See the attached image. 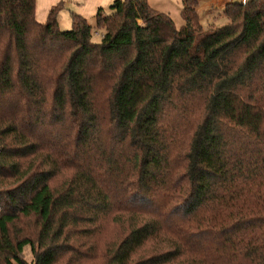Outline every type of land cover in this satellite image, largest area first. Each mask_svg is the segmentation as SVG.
Here are the masks:
<instances>
[{
  "label": "trees",
  "instance_id": "obj_1",
  "mask_svg": "<svg viewBox=\"0 0 264 264\" xmlns=\"http://www.w3.org/2000/svg\"><path fill=\"white\" fill-rule=\"evenodd\" d=\"M110 10L0 0V264H264V0Z\"/></svg>",
  "mask_w": 264,
  "mask_h": 264
},
{
  "label": "rangeland",
  "instance_id": "obj_2",
  "mask_svg": "<svg viewBox=\"0 0 264 264\" xmlns=\"http://www.w3.org/2000/svg\"><path fill=\"white\" fill-rule=\"evenodd\" d=\"M182 1L183 0H150L151 6L159 11L170 13L174 21L176 22V25L180 27L184 24V18L181 15V8H182ZM202 1V0H201ZM199 0V12L201 14V23L205 29H209L211 27H222L226 25L229 22L228 17L225 15V6L224 4H220L218 2H210V0L201 3ZM235 1H247V0H235ZM113 1H110L107 4V8L104 9L106 12H111L110 7L113 4ZM213 3V5L211 4ZM68 24L66 26H62L61 30H69L71 29V21H67ZM93 27V40L94 41H100L101 40V34L95 33V19L91 20L89 22ZM25 228V227H21ZM24 257L31 261L33 258V255L31 253V250L29 247L25 248V251L23 253Z\"/></svg>",
  "mask_w": 264,
  "mask_h": 264
},
{
  "label": "crops",
  "instance_id": "obj_3",
  "mask_svg": "<svg viewBox=\"0 0 264 264\" xmlns=\"http://www.w3.org/2000/svg\"><path fill=\"white\" fill-rule=\"evenodd\" d=\"M113 0H36V17L38 21L45 22L49 13V10L56 5H60V11L58 13V22L60 28L62 26H66L67 21H71L72 26V15L80 14L87 18L90 22L95 19L96 22V14L99 8H107V4ZM201 1V0H200ZM207 3V0H202L200 2ZM218 2L220 4H224V6L231 1L235 0H210V2ZM150 2V0H149ZM152 3V2H150ZM213 3H211L213 5ZM96 25V24H95ZM63 28V27H62Z\"/></svg>",
  "mask_w": 264,
  "mask_h": 264
},
{
  "label": "built area",
  "instance_id": "obj_4",
  "mask_svg": "<svg viewBox=\"0 0 264 264\" xmlns=\"http://www.w3.org/2000/svg\"><path fill=\"white\" fill-rule=\"evenodd\" d=\"M96 34H100V32L97 31Z\"/></svg>",
  "mask_w": 264,
  "mask_h": 264
}]
</instances>
